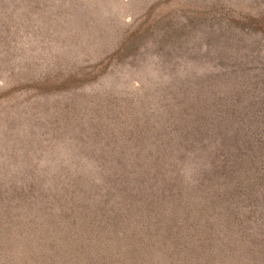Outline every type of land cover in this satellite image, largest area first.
Segmentation results:
<instances>
[{
    "label": "rangeland",
    "instance_id": "374dc122",
    "mask_svg": "<svg viewBox=\"0 0 264 264\" xmlns=\"http://www.w3.org/2000/svg\"><path fill=\"white\" fill-rule=\"evenodd\" d=\"M0 264H264V0H0Z\"/></svg>",
    "mask_w": 264,
    "mask_h": 264
},
{
    "label": "trees",
    "instance_id": "16d2710c",
    "mask_svg": "<svg viewBox=\"0 0 264 264\" xmlns=\"http://www.w3.org/2000/svg\"><path fill=\"white\" fill-rule=\"evenodd\" d=\"M222 144H223V143H222ZM218 145H219V144H218ZM220 145H221V144H220ZM222 146H223L224 149L221 150V151H220V150L216 151L215 154L218 153L217 156H220L219 153H221V156L225 157V154H226L225 152L228 151L229 149H232L233 146L231 147L230 142L227 143V144H223ZM219 148H220V147H219ZM204 163L207 164V165H205V166H208L209 169H212V172L215 173L214 169H215L216 165H215L214 158H211V159H209L208 161H204Z\"/></svg>",
    "mask_w": 264,
    "mask_h": 264
}]
</instances>
